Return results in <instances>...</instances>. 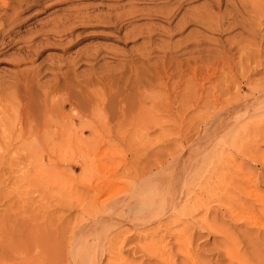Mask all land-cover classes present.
I'll list each match as a JSON object with an SVG mask.
<instances>
[{
	"label": "bare ground",
	"instance_id": "obj_1",
	"mask_svg": "<svg viewBox=\"0 0 264 264\" xmlns=\"http://www.w3.org/2000/svg\"><path fill=\"white\" fill-rule=\"evenodd\" d=\"M185 1L188 0H175L176 4L162 6L161 11L157 9L153 11L170 19L180 12ZM0 2L2 5L5 4V0H0ZM221 2L222 0H208L200 7L184 10L175 23L172 32H182L186 25L195 24L208 30V32L210 31V33L225 32L231 28L239 27L238 34L225 41L206 38V36L197 33L194 36L188 35L183 39L171 42L170 36L163 48L162 56L160 55L159 65L153 69L146 67V63L148 64L154 55V48L151 45L147 44L148 46L140 49L138 57L123 53L125 63L122 65L118 63L119 66L121 65L119 70L115 69L117 71L114 72L112 71L113 67L110 66L111 69L109 67L99 71L100 73L97 72L95 83L102 90L103 97L133 98L135 92L151 82L152 78L150 79L149 75H154L157 79L164 81L173 78L175 75L179 84L186 78V93L183 92L181 96L179 95L180 98H186L185 96L187 98H204L202 96L204 92L201 93L204 90L202 81L212 80L215 72L220 68L232 69L237 66L246 75H248L247 73L254 74L252 69L255 70V67L260 66L261 60L259 62L254 61L256 55L251 54L250 50L253 46L259 52L262 38L258 39V31L251 27L252 25L247 27L249 21L245 19V16L243 19L242 13L246 7H249L252 9L253 15L256 12L259 15L262 8L252 0H225V2L223 1L224 5L227 4L230 9L223 8L225 10L222 11ZM12 8L16 12L19 7L13 6ZM137 12L135 7H130L128 14H126L133 15ZM82 18L79 20L80 24H82ZM66 21L67 19L62 22L58 19L53 21L50 29H45L42 32L43 40L62 36L73 38L72 27L74 25L72 27L71 25L64 26L63 23ZM113 26L116 28L115 30L118 29L115 25ZM244 33H247L249 37L244 36ZM129 35L130 33H125L124 39L125 37L128 38ZM78 37L79 34L76 35V39ZM72 38L68 39L69 41L67 40V43L62 46L63 49L68 47L71 40L74 41ZM147 38L150 39L149 36ZM235 50H238L240 55L238 61L234 63L233 53ZM89 57L91 56L89 55ZM251 61L256 63L254 68L250 67ZM66 63L68 66L64 70H61L60 66L55 69L51 68L55 76L52 83L41 82L38 78L39 70L37 68L19 70L13 76L12 87L15 86L17 89L18 98L22 100H20L22 109L21 112L13 116L11 122L7 121L10 122V125L9 130L5 132V139L8 140L7 142L14 139L18 140L19 145L11 144L13 145L11 150L16 154L20 148L24 149L22 155H29V158L26 159L27 164L24 168L19 167V175L15 177L11 188L8 187L9 190H4L2 185L3 183L8 185L10 179H2L0 175V189H3L2 197L0 192V199L3 196L6 198L1 203L4 207L3 213L0 214V264H45L48 260L53 262L64 258L66 245L63 240H60L63 239L62 235L59 240H54L51 234L49 236L42 235L38 225V208L40 205L33 206L39 199L40 204L42 203L47 208L45 204H48L49 200H54V193L51 188L56 186H59L61 195H66V193L72 195V190L75 189L73 193L75 203H66L68 208L74 204L80 212L86 210L93 215L88 223H86L88 218L81 217L80 224L89 226L91 231L80 243L70 245L69 256H72L73 264H104L106 261L109 264H143V261L136 262L130 257V255L135 254L145 256L149 261L148 264H176L177 262L175 261V263L172 259L174 250L183 257L182 262L181 260L179 261L181 263L178 262L179 264H200L197 255L193 253L194 238H199L205 232L226 235L225 230H223L225 228L219 221L224 216L221 215L220 219L216 210V214H213L214 217L211 216L210 218L209 210L214 207L221 208L222 204L228 203L226 201H231L234 197L230 192L231 188L233 191L234 189L237 191L244 190L246 183L251 184L250 181L254 180L252 187L255 189L256 182L253 178L257 175L255 174L256 171L250 172L244 168L252 164L264 166V152L260 150V148H264V81L251 83V78L248 80L245 74L238 76V73H234L237 74V83L233 86L234 91L229 94L230 99L226 100L224 105H220L218 109H214V102L204 104L205 112L199 114V123L190 125L184 130L181 135L182 139L180 137V144L166 148L165 151L155 155L151 161L145 153L142 158L136 159L135 162L139 163L136 166L129 165L128 161L124 162L122 164L124 170L122 171L120 170L122 165L116 164L111 167L110 176L106 178L97 175L98 171H105V164L82 163L79 168L84 172L89 170L90 172L87 174L82 171L79 180L75 177V183L70 187L71 185L68 184L74 181H70L69 177H66V184L63 185L62 182H56L52 173L56 165V162L52 160L53 154H56L60 146L69 144L68 138L70 136L68 137V135H71L69 128L67 129L68 125L61 128L56 126L55 121L52 120L54 118L59 119L60 116L62 124L65 125L69 121L63 115L62 104L58 103L60 108L55 109L57 106L55 104L56 107L49 105L51 101L48 102V99L56 96V93L62 92L65 94L63 100L65 98L64 101H66L62 103H67L79 110L84 109L89 104V98L85 97V89L88 84H91V81L88 78L90 81L88 83L86 76H79L80 78L74 76L71 79L69 74L72 64L75 63L71 60ZM113 73L118 75L114 79V84L111 82ZM119 80H123L121 84H119ZM195 81H201L199 89L194 87ZM145 82L147 83L145 84ZM246 82L248 85L245 84ZM91 87L93 88L92 84ZM207 89L209 88L207 87ZM228 89L232 90L231 88ZM208 93L212 94V96L207 95L211 98L214 90L213 93ZM220 93L223 94V92ZM174 94L176 98L175 91ZM217 96L223 98L225 95L217 94ZM252 101L254 104L248 106L247 103H252ZM118 111L120 112V109ZM51 121L54 125L50 124ZM56 127L58 128L56 129ZM96 129L97 127H92L93 131ZM197 129L198 134L209 135L208 140H202V142L210 150L204 155L202 154L201 157L197 156L196 153L186 154L187 148H189L187 140L192 138L188 136ZM70 130L75 131L74 128H70ZM185 143L187 145L183 146ZM196 143L195 139L190 145H196ZM182 146L183 148L179 149ZM223 146H230L231 149L228 152L227 149L224 151ZM5 150L0 148V156L3 158L9 151L8 149ZM167 154L173 155V159L164 163ZM46 156L49 158L47 159ZM237 158L240 160L237 161ZM111 159L112 156L109 160ZM8 164L9 161L1 160L0 169H8ZM1 165H3L2 168ZM9 166L11 171L15 169L13 168V161ZM84 177L86 179H83ZM250 192H245L246 198H251L253 193ZM10 197L13 199L11 203ZM231 202L236 203L233 200ZM242 202L240 206L243 209L230 210L227 216L230 215V219L237 224L245 223L249 224L251 228L264 230V215H260L262 212H257L251 206L249 207L248 203ZM238 203L240 204V202ZM238 203L237 205H239ZM222 208L225 209V206ZM218 222L219 226H215ZM49 224L51 225V223ZM170 240H173L172 244ZM174 247L176 248L174 249ZM124 250H127L128 255L122 254Z\"/></svg>",
	"mask_w": 264,
	"mask_h": 264
},
{
	"label": "rangeland",
	"instance_id": "obj_2",
	"mask_svg": "<svg viewBox=\"0 0 264 264\" xmlns=\"http://www.w3.org/2000/svg\"><path fill=\"white\" fill-rule=\"evenodd\" d=\"M223 1L225 2V0H222L220 3L221 6H223L221 10L224 11L225 9L223 10V8L230 9L227 4L224 5ZM252 1L257 6H261L260 8H262V10L259 15L256 12L254 15L256 14L257 16H254L251 12L252 9L249 7L245 8L242 15L243 19L245 16V19L249 21L247 27H249L248 25H252L251 27H254L255 30L258 31V39L260 37L262 38H260V51L257 52L253 46L250 50L251 54L254 53L256 55L253 59L254 61L259 62L261 60L260 66L255 67L256 63L251 61L250 67H255L256 69H252L254 74L247 73L248 75L243 73V70L237 66L233 67V70L227 67L225 69L222 68L223 70L220 68L221 70L219 69L215 72V77L213 76L214 81H212L213 78L209 80L210 82L202 81L205 91L202 90L201 93L204 92L202 94L204 98H187V96H185L186 98H180L183 92L184 94L186 93V78L179 84L175 75L173 78L165 81L163 79H157L154 75H149L150 79L152 78L151 82L148 84L145 82L146 86H144V88L141 87V90L135 92V97L133 98H106V96L103 97L102 90L99 89L98 84L95 83V78L98 75L97 72H101V70L109 68L110 66L113 67L112 71L116 72L119 70L120 66L125 63L123 59L125 57L122 56L123 53L124 55L131 54L136 57L138 51L148 46L147 44L154 48V55H152V59L149 63H146V67L153 69L156 65H159L158 63H160L163 48L169 41L170 36L171 42L177 39H183V37L188 35L194 36L197 33L206 36V38L225 41L238 34L240 30L239 27L231 28L225 32L217 31V33H210V31L208 32V30L203 27L202 29L201 26L199 27V25L195 24L186 25L184 28L185 30L183 29L182 32H175L176 34L172 32L175 23L181 17L184 10L200 7L207 3L208 0L185 1L180 9L181 13L179 12L170 19L154 11L156 9L161 11V7L165 5L176 4L175 0H5V4L3 5L0 2V10H2L0 12V148L6 149L5 151H7V149L9 150L4 158L0 156V163L1 160L9 161V164L13 161V168H15L11 171L8 164V169H0L2 179H10L8 185H4L3 183L2 187L5 188L4 190H9V188H11V184L16 179L15 177L19 175V167L24 168L27 164L26 159L29 158V155H22L25 151L24 149L20 148L16 154L11 150V146L19 145L18 140L14 139L7 142L8 140L5 139V132L9 130L8 127L13 116L21 112L20 110L22 109V100L20 99V101L18 98L16 87H12L13 76L17 71L37 68L39 70L38 78L40 81L45 82V84L48 82L52 83L55 76L51 68L55 69L57 66H60L61 70H64L68 66L66 62H70L71 60L75 64L71 63L72 69L69 74L71 76L70 78L73 79L72 77L74 76H86L87 79H90L93 88L91 84H86L87 91L85 89V97L89 98V104L87 103L88 105L84 109L79 110L69 106L67 103H62L65 100V98L63 100L65 94L62 92H59V94L56 93V96L48 99V102L51 101L52 103L49 102V105L54 107H58V103L60 105L62 104L61 108L63 115L66 117V120L71 122L65 125L62 124L60 116L59 119L54 118L52 120L53 122L55 121L54 124L56 123V126L61 128L68 125L69 127H67V129L69 128L68 130L71 134L68 135V137L70 136L68 138L69 144L60 146L56 154H53L54 157H52V160L56 162V165L52 173L55 176L56 182H62V184L65 185L66 177H69L71 179L70 181H74L75 177L79 180L83 171L79 168L80 164L102 163L106 165L105 171H98L97 175L98 177L106 178L110 176L111 167L116 164L122 165L124 162L128 161L127 163L129 165L136 166L139 164L135 162L136 159L142 158L145 153L151 161L155 155L159 154L161 151H165L166 148H171L180 144V137L182 133H184V130L190 127V125L192 126L193 124L199 123V114L205 112L204 104H212L214 102V109H218L220 105H224L226 100L228 101L230 99L229 94L234 91L233 86L237 83V74L234 73H238V76L240 74H245L248 80L251 78V83H261L264 81V0ZM258 3L260 4L258 5ZM13 6L19 7L16 9V12L12 8ZM130 7H135L138 12L133 15H127ZM81 18L82 24H80L79 21ZM57 19L61 22L67 19V21L63 23V25L65 24L64 26L71 25L72 27L74 25L72 27L73 38L71 36H62L60 38L47 39L44 41L42 32L45 29H50L53 21ZM113 25L118 27V29L115 30L116 28ZM7 30L8 33H6ZM127 32L130 33V35L128 38L125 37L124 39L123 35ZM77 34H79V37L76 39ZM243 35L249 37L247 33ZM147 36H149L150 39H148ZM71 38L74 41L71 40L68 47L63 49L62 46ZM234 52L233 61L235 63L238 61L240 53L238 50ZM89 55L91 57H89ZM118 63H121V65L119 66ZM109 69H111V67ZM93 74L96 76L94 77ZM113 74L111 82L114 84V79H116L115 77L117 74ZM251 74L252 76H250ZM89 79L87 81H89ZM90 81L88 83H90ZM122 81L119 80V84H121ZM200 83L201 81H195L194 87L199 89ZM245 84L248 85L247 82ZM247 85L244 87L246 88ZM207 87L209 89H207ZM220 88L222 89L219 90ZM227 88H231L232 90H227ZM210 89H213L214 93L213 90L211 91ZM223 89H226L227 93L226 90L223 91ZM174 91L177 95L176 98L174 96ZM219 91L223 92V94ZM208 92L213 93V97L214 94H216L215 97H208L212 96V94ZM245 92H247V90H245ZM217 94L225 96L219 98ZM250 104H254L253 101L252 103H247L248 106H250ZM57 107L55 109L60 108ZM119 109L120 112L118 111ZM8 120L10 122H7ZM51 122L50 124L54 125L53 122ZM94 126L97 127L95 131L92 130ZM58 127H56V129ZM70 128H74L75 131H71ZM196 131H198V129L195 130L193 134L190 133L192 136L189 135L188 137L192 138L187 140V144H189L187 145L185 143L183 146L187 145L189 147L187 148L186 154L196 153L197 156L201 157L202 154L204 155L205 152L207 153L210 150V148H207L206 145H203L204 142H202V140L205 141L209 135L205 134V136H203ZM192 139H196L197 141L196 145H192L193 148L190 145L193 141ZM183 146L179 147V149L183 148ZM28 148L30 147L28 146ZM223 149L224 151L227 149L228 152L231 148L230 146H223ZM260 150L264 152L263 147L260 148ZM214 155L215 153L213 156ZM110 156H112L111 160H109ZM46 158L48 159L49 156H46ZM172 159L173 155L167 154L164 158V163H168V161ZM239 160L240 159L237 158V161ZM2 166L3 165H1V168ZM120 170H124L123 165ZM244 170H250V172L256 171L255 174L257 175L254 174L255 178H253L256 182V188L253 189L252 187L254 180L250 181L252 185L246 183L244 190L237 191V189H234L233 191V188H231L230 192L234 196L231 201L233 200V202L236 203L226 201L228 203L222 204L223 207L225 206V209L221 206V208L214 207L216 208L215 210L214 208L209 210L210 213L208 212V215L210 218L211 216L212 218L214 217L213 214H216V210L220 219L221 215L224 216L219 221L225 228L223 230H225L226 235L223 236L221 233L213 234L205 232L202 233L199 238H194V247L192 246L194 250L193 253L197 255L201 262L200 264H264V230L251 228L249 224L245 223L237 224L230 219V215L227 216L230 210L237 211L243 209L240 206L242 199L244 203L246 202L245 204L248 203L249 207L251 206V208H254L257 212H262L260 215H264V166L252 164L246 166ZM85 172L89 174L90 170ZM85 172L83 171V173ZM83 179H86V177ZM74 183L75 181L73 183L70 182L68 185L72 187ZM51 190L54 193V200H49L48 204H45L47 208H45L42 203L40 204L41 201H39V199L33 206L37 207L40 205L38 208V225L41 228V234L48 236L51 234L54 240H59L62 235L63 239L60 240H63L66 245V254L60 261L54 260L53 262H49L48 260L45 264H73L72 256H69L70 245L72 246L80 243L91 231L89 226L85 224L82 226L80 224L81 217L84 219L88 218L86 222L88 223L93 215L86 210L80 212L79 208L74 204L72 207L68 208L67 204L69 202L75 203V196L73 194L75 189L72 190V195H68L67 193L66 195H61L59 186L51 188ZM250 190L252 191L250 192ZM248 191L251 194H259H252L251 198H246L245 194L248 193ZM0 192L2 197L3 189H0ZM241 197L244 198L241 199ZM4 199H6L4 196L0 199V214L3 213L4 206L1 203ZM236 199L239 200L236 201ZM12 200L13 199L10 197V203ZM88 202L89 200L87 203ZM238 202H240V204ZM237 203L239 205H237ZM227 206L229 207L227 208ZM49 223H51V225ZM217 224L215 226H219V222ZM170 243L172 244L173 240H170ZM175 248L176 247H174V249ZM122 254L128 255L127 250L122 251ZM130 257L136 262L143 261V264L149 263L145 256L135 254L130 255ZM172 259L174 262H177H175L176 264H179L182 262L183 257L174 250ZM180 260L181 262H179ZM104 264L109 263L106 261Z\"/></svg>",
	"mask_w": 264,
	"mask_h": 264
}]
</instances>
